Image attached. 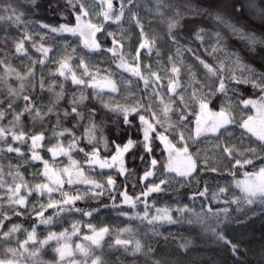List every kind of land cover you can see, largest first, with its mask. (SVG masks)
Here are the masks:
<instances>
[{
  "label": "snow or ice",
  "instance_id": "obj_1",
  "mask_svg": "<svg viewBox=\"0 0 264 264\" xmlns=\"http://www.w3.org/2000/svg\"><path fill=\"white\" fill-rule=\"evenodd\" d=\"M21 3H28L32 5V11H38V0H21ZM154 8L150 11L154 12V19L167 24V37L168 41L175 48V59L172 56L168 57V63L170 68L163 66L160 60H157V68L153 69L151 64L141 65V50L146 49L147 54L151 56L155 51L156 56L160 57L161 53L156 48L157 41L161 39L156 33H153L149 38L148 34L144 31V24L142 23L143 17H139V14L135 11V8L139 6V0H119V8L114 9L113 0H65L66 8L70 9L69 15L75 18V24L70 21L62 23L56 26L43 23L42 21H35L40 28L48 29L50 33H56L59 35L69 34L74 37H79L81 42L88 50L89 53H98L105 55L111 53L112 63H115L117 69H122L123 72L130 74V77L136 79H128L127 84H136L137 87L133 90L130 87L125 88L128 93L123 96L124 104L119 103L115 99L105 101L103 94L120 92L119 85L124 82L123 77L120 81L113 79L115 75L111 68L101 70L96 64H93V57L81 54L79 56V63L76 68L83 71L78 76L73 70L70 63L72 55L65 49V56L58 61V74L64 77L65 80L71 79L73 85L83 86V88H91L93 92L91 96L86 94L83 89L79 91V94L73 92L69 95L67 106L60 105V101L65 98V89L63 83L60 84V91H54V85L56 81L50 83L47 87V91L53 93L52 98L49 100L48 105L42 103L40 97L35 94L37 84L33 82L34 73L30 70L26 76H21L20 73H15L18 79L21 80L19 88L9 87L7 92L0 97V121H7L6 125L0 126V143L3 147H0V153H16L17 157L21 158L24 163H27L29 159L31 161H42L44 171L42 175L47 178V183H37L34 188L30 187L28 182L23 179V176L19 171L13 173L9 171L7 174L12 176V184L8 186V191L11 193L8 197V203L10 209L15 216L23 215L19 209H24L27 206V198L32 195L33 191H36L39 195L45 193L49 196V202L41 204L39 210H33L40 224L52 223L53 216H59L63 212L74 211L81 212L85 216H91L93 210H82L75 207V202L83 199L80 194L69 195L67 191H63L64 184H84L91 187L85 190V194H91L93 199L104 195L106 190L112 189L115 186V180L111 175L107 176L106 183H100L95 179H90L85 175L83 168H80L73 174L69 168H63L59 171H54L50 168L49 162L44 160L39 153V149L45 147L44 141L46 140V132L51 133L49 139L56 138L57 143L50 147H47V151L55 158L57 154L67 155L69 151L78 150L85 156V163L89 165H98L100 169L112 168L114 165H119L118 173L124 175L128 173V168L125 166V156L128 153H132L131 159L133 162L139 159L142 163L145 162V156L149 157L148 170L144 172L143 180H147L156 174L160 168L165 173H174L178 177L192 178L193 173L197 171L199 166L198 160L194 159V153L189 151V145L185 142L186 137L183 131L179 129L186 128L187 125L183 122L187 120V110L192 105H198L199 113L196 118V130L195 136H189L187 139L192 140L193 143L207 133H211L217 137L216 147L221 149V155H224L226 159L232 164V167H243L253 163L252 159L248 158V154H252L254 157H259L256 149L249 147L243 152L236 146H229L230 140H225V137L234 138L229 128L230 125H237L242 129L240 135L241 138L245 136L255 137L257 141L261 142L260 147L264 149V72H259L255 68L241 61L239 56L234 53H229L227 57L221 58L214 56L215 63L209 64L206 60L202 59L195 49L187 44L181 42L184 38L182 33H178V29L186 27L182 23L186 18L193 19L196 17L207 14L209 17L213 16V13L209 8L192 3V0H153ZM97 6L101 11H96ZM106 6V7H105ZM252 6H255L254 4ZM183 9V10H182ZM129 13V22H134L136 27L139 28L140 42L135 49V53L125 52V45L121 42L126 39V36L122 32L120 37L111 31H107L104 28V24L108 22L116 23L119 25L121 19L125 16V12ZM25 13L19 10L18 5H14L12 0L2 2L0 0V21H7L16 26L25 24V27H30L32 21L22 20V16ZM63 19L67 21V16L63 15ZM100 17L103 19L99 23H93L89 17ZM216 21L224 23V19L220 14H215ZM97 33H103L106 38H111V46L104 47L97 40ZM193 35L197 40L204 42L205 36L208 32L199 28ZM217 37V42L211 47V51L205 49L209 55H213L218 52H223L224 48L220 45V34L214 33ZM32 35L25 31L22 38H19L15 43V51L18 54H27V49L24 46L25 40H31ZM68 44V41H65ZM36 48L37 52L42 53L46 59L50 48L36 47L35 42L32 45ZM70 46V45H69ZM184 52H188L192 57L199 62V65L205 70V80L203 82L196 79L195 73L192 71L191 66L184 63L181 58ZM72 53H75V48L72 49ZM235 56V59L232 57ZM225 59L227 63H225ZM184 67L185 74L189 77L188 81L184 85V91H178L181 88L180 76L181 66ZM44 59H41L39 63L43 64ZM33 64L36 61L32 62ZM4 64L3 60H0V65ZM13 69L10 65L5 66V75H12ZM163 73V75H161ZM28 77H32V80L26 85L24 80ZM87 78V79H85ZM167 80L165 85L162 81ZM143 82V89L139 88V82ZM193 84H200L199 88H193L190 94H187V89L192 87ZM241 85H250L252 88L258 90L261 94L260 101L255 99L243 98ZM41 92L45 90V83L43 78L40 79L38 84ZM167 89L165 93L164 89ZM143 92V95L138 93ZM232 92L233 97H229L228 93ZM218 94H222L226 101H229L227 105L222 104L219 111L210 110V104L213 103ZM165 96L167 99H165ZM175 97V99H173ZM23 101V108L17 111L19 107V101ZM93 100L98 102L103 109L107 112L99 113V121H97L98 111L93 104ZM159 101V103H157ZM175 105V109L173 108ZM255 108L258 112L257 117L248 116L247 119L237 122L231 114V110L234 108ZM115 113L116 120L113 121L116 124L115 139L111 140V145L114 148V153L109 156L101 157V145L103 149L107 151L109 149L108 138L103 134V128L106 126L107 113ZM175 112L177 120L175 124L168 123L165 127V123L170 121L169 113ZM161 116L165 119L162 120ZM10 117V119H9ZM23 117H27L30 122V130H24ZM54 117V120H53ZM209 117L210 119H206ZM122 118V120H121ZM138 121V123H137ZM66 122H71L72 127H62ZM86 122V123H85ZM37 124L40 126V131L33 134L31 129H35ZM84 127L83 138L87 140L85 147H80V141L82 137H78L73 129L78 127ZM163 128V131L158 130ZM57 129H60L59 131ZM99 131V136H97ZM136 131L142 133V138L133 139L129 134L127 140L122 143H118L117 140L121 139V132L131 133ZM168 133V134H166ZM68 135L71 137L67 149L60 143V137ZM169 135L173 136V139L178 137V142H184L181 147H176L173 143V139H169ZM10 141V142H9ZM156 141H159L164 145V149L167 152L166 163H162L155 155V149L158 147ZM30 142V143H29ZM14 145H28V150L31 153L30 158L25 157L20 146ZM91 145V151H86V147ZM134 149L140 150L139 156H137ZM196 155H198V150ZM71 160V157H69ZM234 161V163H233ZM71 163L75 165L77 162L72 160ZM204 171H218L215 166H209V160L203 161ZM21 166V165H18ZM11 167V165H10ZM4 170L0 167V188L5 186L3 182ZM66 177V180L64 179ZM246 179L243 181H236V188L240 189L242 195L235 196L231 199L230 203L238 205H252L260 204L264 205V167H261L256 173H245ZM20 182L17 183L16 180ZM167 179H160L159 183H153L146 186V190H142L139 196H129L127 191L121 193L124 197L123 203L136 206V202L145 204L144 214L139 217L140 219H148L151 224L154 221L175 223L168 209H157V214L149 218L148 205L146 198L152 193H162L166 191ZM26 191V195L21 194V189ZM228 188L220 187L219 193L228 192ZM55 191H60L62 195L61 200H54L51 198V194ZM208 192L207 187L202 191L195 193L190 199L195 197L206 196ZM217 193L213 194V198L217 197ZM141 197L145 198L141 200ZM113 200L115 197H111ZM18 206V207H17ZM117 207V205H113ZM106 207V205H105ZM48 209H54L53 216L44 217V213ZM240 209L238 208L237 211ZM177 211L183 213L190 211L187 206L177 209ZM208 212H212V208L208 207ZM225 213V220H228L227 209H223ZM120 215H126L121 212ZM196 221L201 222L203 217L196 213ZM219 217V213H214ZM130 219L136 217H129ZM11 216H8L5 211L0 210V229L5 227V221H10ZM223 221L217 220V227L222 224ZM91 227V225H89ZM21 230V226L13 224L7 231H3L2 238L8 240L14 233ZM219 241L225 244H230L222 232L217 233L215 229H211ZM27 232V230H24ZM76 225H73V234H75ZM124 231H130L125 229ZM94 235L85 236L84 239L91 241L92 245L100 246V241L103 240L104 235L109 232L108 228H101L99 231L93 229ZM61 239H67L66 233L62 232L59 236L56 233H50L45 239L40 240L41 246L47 245L49 241L56 240L59 242ZM29 242L33 244L37 243L36 240V228L35 225L31 232H27V238L24 241H17V248H7L5 256L7 258L0 259V264H18V257L23 256L24 252H28ZM130 243L127 239H115V245L124 246L127 250V246ZM186 242L181 247H187ZM76 249L88 256V251L80 244H77ZM141 243L139 240L135 241V247L132 251V255L141 251ZM233 253L236 252V245H231ZM23 250L21 252L20 250ZM148 251L151 252L152 248L149 246ZM55 252L59 255V260L63 261L66 256H71L72 252L69 250V245L64 244L55 248ZM31 257L38 256V251H32L29 253ZM72 264H75L73 261ZM91 264H104V261L100 256H96L91 260ZM154 264H160L159 261H155Z\"/></svg>",
  "mask_w": 264,
  "mask_h": 264
},
{
  "label": "trees",
  "instance_id": "obj_2",
  "mask_svg": "<svg viewBox=\"0 0 264 264\" xmlns=\"http://www.w3.org/2000/svg\"><path fill=\"white\" fill-rule=\"evenodd\" d=\"M2 2H7V0H2ZM12 2L14 5H18L19 10L25 13V15L22 16V20L32 21L33 23L26 29L25 24L23 23L16 26L15 24L7 21H0V60L4 61V64L0 65V97L7 92L9 87L19 88L21 80L17 78L15 73H20L21 76H26L30 70L34 73L33 82L37 84L34 95H38L42 103L45 105H48L49 100L53 96V93L47 91L48 85L53 81H56L54 85L55 92L60 91L61 83L64 85L66 95L64 100L60 101V105L67 106L69 95L73 92L79 94L81 89H83L86 94L91 96L93 89L73 85L70 78L65 80L64 77L59 76L57 71L59 67L58 61L65 56V49H67V52L72 55L70 63L78 76L83 70L76 68V65L79 63V56L81 54H85L93 57L92 63L98 65L101 70L111 68L112 72L115 73L113 79L120 81L121 77H123L124 82L119 85L120 92H105L103 94V98L105 101L115 99L121 104L125 103L123 96L128 94L125 91V88L130 87L135 90L137 87L136 84L128 85L127 80H135L136 78L130 77V74L123 72L122 69H117L115 63H112L111 53H107L103 56L98 53H89L86 48L79 46L78 44L80 43L74 38H68V36H66V39H63L55 33H47V29L40 28L39 25L35 23V21H42L43 23L56 26L70 21L72 24H75V18L69 15L70 9L66 8L65 0H38V11L35 12L32 11L31 4L21 3V0H12ZM192 3L209 8L213 13V16L209 17L205 14L193 19L186 18L183 20L182 23L186 25V27L177 30L178 33L183 34L184 38L181 40L182 43L195 49L200 57L206 60L209 64L215 63L214 56L225 58L229 53H234L236 56L240 57L243 63L250 65L259 72H264V0H192ZM253 4L255 6H252ZM113 5L114 9H118L119 0H113ZM152 8H154L153 0H139V6L135 8V11L139 14V17H143L142 23L144 24V31L148 34V37L151 38L153 33H156L161 37L156 44V48L160 51L161 56L157 57L155 51H153L151 56H149L146 49L141 50V65L151 64L153 69L156 70V62L157 60H160L163 66L170 68L171 65L168 63V57L172 56L173 59H175V48L168 41L167 24L153 18L155 14L150 11ZM61 12H63L64 16H67V21L62 18ZM217 13L223 17L224 23H220L215 20L214 16ZM128 17L129 13L126 11L125 16L119 22V25L108 22L104 24V28L107 31L115 33L117 38H119L120 34L123 32L126 36V39L121 41L125 45L124 51L132 52L134 54L135 49L138 47L140 42V30L136 27L134 22H129ZM100 18L103 19L102 16ZM89 19H91L93 23H99L102 21V19L99 20L97 18ZM199 28H203L208 32V35L204 38L203 44H201V41L197 40L193 35V33ZM25 31L32 35V39L25 40L24 42L27 54H18L15 51V43L19 38L23 37ZM41 31H43L42 38L39 35ZM214 33L220 34V45L224 48V51L209 55L205 49L211 51V47L216 44L217 37L213 35ZM97 40L104 47L111 46V38H106L103 33H97ZM65 41H68L69 43L66 44ZM33 42H35L36 47H40L42 45L43 47L51 49L46 59L43 57L42 53L37 52L36 48L32 46ZM73 48H75V53H72ZM62 53L64 55H62ZM181 58L184 60L185 64L191 66L196 79L203 82L205 80V70L199 65V62L196 61L188 52H184ZM232 58L235 59V56ZM41 59L45 60L43 64L39 63ZM33 61H36V63L33 64ZM225 63H227L226 59ZM6 65H10L14 70L12 75H5ZM177 65L181 66L179 61H177ZM161 75H163V73H161ZM41 78H43L45 83V90L43 92H41L38 86ZM188 79L189 77L185 74L184 67L181 66V88H179L178 91H184V85ZM30 80H32V77L25 79L24 83L27 85ZM162 82L165 85L167 84L166 79ZM199 87L200 84H193L192 87L187 89L186 95L190 94L193 88ZM139 88L143 89L142 81L139 82ZM240 88L242 90L243 98H251L260 101L261 94L258 90L252 88L250 85H241ZM138 94L143 95V92ZM233 95L234 94L232 92L228 93L229 97H233ZM165 99H167L166 96ZM173 99H175V97H173ZM18 103L19 107L17 108V111L23 108V101L21 100ZM157 103H159V101H157ZM227 103H229V101H226L222 94H218L209 107L212 111H219L221 105H227ZM93 104L98 111L97 121H99V113L107 112V110L103 109L102 106L95 100H93ZM175 107L176 106L173 105L174 109ZM198 109V105H192L187 110V120L183 122L187 125V127L179 129L180 131H183L186 137L185 142L189 145V151L194 153L193 158L199 162L197 171L193 173L192 178H182L176 176L178 178L177 180V178L171 177L169 173L163 172V169H161L160 165H158L157 168L159 171L156 172L157 176L154 178V181L159 183L161 176H163L164 179H167L171 184L170 187L166 186V191L162 193H152L146 198L148 215L149 218H151L157 214V209H168L170 212L172 211V207L180 205L184 206L186 204L189 205V208L193 209V211L199 213L203 217V220L198 223L200 226L204 227V230H211L215 228V231L218 233L219 229L217 228V220L219 219L223 221L221 216L224 213L223 209L226 208L228 214L235 213L241 205L230 203V201L233 198V195L240 196L242 194L240 189L235 190V192L234 190H231L228 194L217 193L216 187H221L222 180L226 177L234 179L235 182L238 180L243 181L246 179V172L250 174L258 172L261 167H264V149L259 146L261 142L257 141L255 137L249 138V136H245L241 138L240 133L242 129L235 124L230 125L229 128L234 138L225 137V140H230L229 146H236L241 152L249 147H253L259 154L258 158L254 157L252 154H248V158L254 161L252 164L233 168L229 160L226 159L224 155H221V149L216 147V136L209 134L202 136L196 141V143L187 139L190 135L193 137L195 136L196 115ZM231 114L237 122L247 119L248 116H253L251 107L245 109L242 106L240 108L232 109ZM169 117L170 121L165 123V127L168 126V123H176L177 116L175 112L169 113ZM161 119L164 120L165 118L161 116ZM22 120L24 122V130L29 131L30 122L28 121V118L23 117ZM115 120L116 114L108 112L106 117V126L103 128V134L108 138L109 149L105 151L103 149V145H101L102 158L114 153L111 140L116 138V124L113 122ZM6 124L7 121H0V126ZM62 127L70 128L72 127V123L66 122L62 125ZM31 130L34 134L41 129L37 124L35 129ZM57 130L59 131L60 129ZM158 130L163 131V128L158 127ZM73 131L78 137H82L79 146L85 147V145H87V140L83 138L84 127L81 126L75 128ZM96 134L99 136V131H97ZM129 134H131L133 139L142 138V133H138L136 131H132L131 133L121 132V139L117 140V142H125ZM47 137H51L50 132H46V140L43 142L45 147L39 149L38 151L43 159L49 162L50 168L55 166L60 158L71 157V159L79 163L78 170L83 168L85 175L92 177L98 182L106 183L108 175H111L115 180L114 188L106 190L104 195L95 199L87 197L75 202V207L82 210L98 209V211H93L91 216L97 215L98 213L99 216H106L108 219L107 221L109 222L102 224L99 223L97 225V231L106 227L109 229V232L104 235L103 240L100 241L99 247L95 245L97 250L100 248L101 254H98L95 250H93L92 244L90 245L84 242L85 236L81 237L79 233L80 229L88 223L87 221H89V216H85L81 212L67 211L61 213L59 216H53V212L55 210L48 209L44 213V217L47 218L48 216H53L52 223L47 225L40 224L38 222L39 218L36 217L35 211L33 210V205L35 206V210L39 209H37V205L29 202L30 198H27L26 208L19 209L23 212V215H13L12 211L9 210L10 206L8 203V197L11 195L8 191V186L12 184V176L7 173L9 171L13 173L19 171V173L23 176V179L29 181L32 174H34L35 177H40L41 173L44 171V166L42 161H31L30 159L27 163H24L21 158L17 157L16 153H0V167H3L4 170L3 182L5 184L3 188H0V210L5 211L8 216H11V220L5 221V227L0 229V234L11 228L13 224H17L21 226V230L23 231V233H21L22 241H24L27 238V232H31L34 225L36 228L37 243L33 244L32 242H29L28 252H24L23 256L18 257V264H72L73 261L75 264H91V260L96 256H100L104 261V264H154L155 261H159L160 264H167L160 258L164 257V254H158L157 252L154 255H150L143 247L141 248V251L137 252L135 255H132V252L126 253V258L119 255L116 256L114 251L118 249H115V247H124L115 245V239L118 236H120V239H127L130 241L127 248L135 246V239L127 238L124 232L118 233V231L125 229L134 231L133 222L141 224L140 226H137L138 228L144 227L142 226L144 224L139 218V214H144L145 204L136 202L135 207H132L131 205L128 206L123 203L124 197L121 193L126 190L129 196L135 197L139 196L142 190H146V186L148 183L150 184V182L147 181L148 179L143 182L141 178L143 177L144 172L148 170L147 162L150 158L145 156L144 163H142L139 159H136L133 162L131 159L132 153L130 152L126 154L125 166L128 168V173L120 175L118 171L114 170H96L94 167H91V165L85 163L84 154L78 150L69 151L67 155L57 154V156L53 158L52 154L46 149L47 147L55 145L57 143V139H49ZM169 139H173V136L169 135ZM70 140L71 137L68 135L60 137V143H62L66 149ZM173 143L176 144V147H181L184 142H178L177 137L176 139H173ZM156 145H158L155 149L157 159L161 160L162 163H166L167 153L164 149V145L159 141H156ZM14 146H20L24 156L30 158L31 153L28 150V145ZM0 147H3L2 143H0ZM85 150L90 152L91 145H88ZM197 150L198 155H196ZM133 151L136 152L137 156H139L140 150L134 149ZM205 159L209 160L210 167L215 166L218 168V171H204L203 161ZM17 181L18 179L16 182ZM172 183H176V185H173ZM90 187L91 186L84 184H74L70 186L65 183L63 191H67L69 195H82L84 190ZM205 187L208 189L206 196L201 197L197 195L195 199H190V197H192L195 193L202 191ZM214 193L218 194L215 199L213 198ZM46 197L47 198L42 200L40 205H46L49 202V196ZM111 197H115V199L113 200ZM51 198L54 200H61V192H53L51 194ZM144 199L145 198L141 197V200ZM113 205H117V207H114ZM242 206L257 209L262 214L247 222L245 226H243V229H234L232 232L225 231L224 236L231 242L230 244H225L215 238L208 241L210 238L206 235L207 233L203 236V240L206 241L202 242V238L198 236L196 232H190L192 230L189 231L186 227L190 224L184 220L185 217L182 216L179 211H176L175 216L173 215L174 217H172L175 223L154 221L151 225L154 226L162 224L163 231H166L167 229L165 226L175 224L176 231L174 234L177 235H174V239L169 238L168 241L169 244H177L181 251H184L187 247L202 245L198 251L190 252V256L186 257V260L184 261H181L180 258L175 256L177 255V252H175V264H264V205L252 204ZM208 207L212 208V212L207 211ZM121 212L126 213V215H120ZM214 213H219V217L214 215ZM109 215H112V218H110ZM113 215H117L116 218H114ZM129 217L136 218L130 219ZM124 219H127L128 222ZM146 220L148 221V219ZM73 225H76L75 234H73ZM147 226H149V224H147ZM25 229L27 232L24 231ZM144 229L148 230L149 228L145 227ZM153 230L154 229H152V231ZM181 230H184L185 232H180ZM62 232L66 233L67 239H61L59 242L52 240L49 241L47 245L43 246L39 244V241L45 239L50 233H56L59 236ZM92 235H94V233ZM5 242L6 240H4L2 235H0V248L3 247ZM89 242L91 243V241ZM186 242H190L188 243V246L181 247V245H184ZM64 244L69 245V250L72 252V255L66 256L63 261H60L58 253L55 252V248ZM77 244L82 245L88 251V256H85L76 249L75 246ZM233 244L237 246L235 253H233L231 248V245ZM203 245L205 247H203ZM17 247L18 245L12 248ZM166 250L167 248L162 251ZM20 251L23 252L22 249ZM32 251H38V256L31 257L29 253ZM5 253L6 248L3 250L0 249V259L7 258ZM117 258H119V260Z\"/></svg>",
  "mask_w": 264,
  "mask_h": 264
},
{
  "label": "rangeland",
  "instance_id": "obj_3",
  "mask_svg": "<svg viewBox=\"0 0 264 264\" xmlns=\"http://www.w3.org/2000/svg\"><path fill=\"white\" fill-rule=\"evenodd\" d=\"M96 11H101V9L99 8V6H97L96 8ZM101 17V16H100ZM100 17H92L90 16L89 18H97L99 20H101L102 18ZM47 33H49V30L47 29L46 30ZM42 33L43 31L40 32V37L42 38ZM56 34V33H55ZM56 35H59V34H56ZM61 38L63 39H66V36H68V38H74L77 42H79L80 44H78L79 46H81L82 48H84L82 42H81V39L79 37H74V36H71L69 34H63V35H59ZM70 41V40H69ZM77 45V46H78ZM62 55H64L62 53ZM167 89L165 88L164 91L165 93L167 92L166 91ZM106 93H108L106 91ZM259 102V101H258ZM252 109V112H253V117H257L258 116V112L255 108H251ZM199 113V109L197 111V114ZM197 116V115H196ZM206 119H210L209 117H205ZM195 130H196V125H195ZM212 135L211 133H207L205 135ZM205 135H202V136H205ZM201 136V137H202ZM167 153V152H166ZM73 159H69V158H60L58 161H57V164L53 167H51V169H53L54 171H59L63 168H69V170L75 174V172L78 170L79 168V163L77 162L75 165H73L71 163ZM254 162V161H253ZM91 167H94L96 170H114V171H118V167L119 165H114L112 168H105V169H100L98 167V165H91ZM169 175L173 178H177L176 175L174 173H169ZM88 176V175H86ZM157 176V173L155 175H153L152 177H149L148 178V182H150V184H153V183H157L154 181V178ZM161 176V175H160ZM90 179H93L92 177L88 176ZM64 179H66V177H64ZM161 179H164L163 176H161ZM178 180V178H177ZM26 181V180H25ZM145 180H143L144 182ZM168 181V180H167ZM20 180L18 179L17 183H19ZM29 186L30 187H33L35 186V184L37 183H47L48 180L46 177L42 176V173H41V176H37L35 177L34 174H32L31 176V179L29 181H27ZM148 183V185H150ZM158 184V183H157ZM170 184L169 181L167 183L166 186H169L170 187ZM173 185H176V183H172ZM147 185V186H148ZM90 186V185H88ZM221 187H225V188H228V192L226 193H223V194H228L230 193L231 190H237L238 188H236L235 186V180L230 178V177H226L225 179L222 180V186ZM220 188V187H219ZM218 187H216V191L217 193L218 192ZM88 189V188H87ZM86 190V189H85ZM85 190H84V193L81 195L85 198L87 197H91V194H85ZM233 192V193H234ZM232 193V195H233ZM21 194H24L26 195V191L22 188L21 189ZM231 195V196H232ZM46 196H48L47 193H45L44 195H39L36 191H33L32 192V195L31 196H28L29 199V202H32L34 203L35 205H37V209L40 208V203H42V200H44L45 198H47ZM128 205V204H127ZM129 206V205H128ZM187 206L188 209H190V211H185L183 213H181L182 216H184V220L187 221L188 224H190L189 226H186L190 232H196L198 234V236H200L202 238V242H205L206 240H203V236H205V233H207L206 235L208 236V238H210L208 241H210L211 239H217L216 236L214 235L213 231L212 230H204V227L200 226L198 222H190V221H196V212L193 211V209L189 208V205H180V206H174L172 207V211L171 212V216L174 217L175 216V213L177 211V209L179 208H183ZM240 210L239 211H235V213H227V216H228V220H225L224 217H225V213H223L221 216H222V219H223V223L220 224L219 227H217L219 229L218 233H220V231H222L223 235H225V231H231L234 230V229H243L245 226V224L247 222H249L251 219H254L256 217H258L260 214H262L260 211H258L257 209H254V208H250V207H245V206H240L238 207ZM141 216H143V214H139ZM174 215V216H173ZM117 215H113L114 218H116ZM220 216V217H221ZM110 218H112V215H109ZM221 219V218H220ZM88 220L87 221L88 223L85 224L84 227H82L80 229V235L81 237L83 236H91L94 232H93V229H95L96 231L98 230V227L97 225L100 223H108L109 221H107V217L104 216V215H101L99 216V213L97 215H93V216H89L88 217ZM125 221L127 219H124ZM141 221L143 222L144 226L143 228H138L137 226H140L141 224L137 223V222H133L134 224V231H130V232H125L124 230H120L118 231V233H125L126 237L127 238H132V239H135L136 241L139 240L140 243H141V246L143 248H145L146 251H148V248L149 246L152 248V251L148 253L150 255H154L155 253L158 252V254H164V257H160L161 260L165 261V263L167 264H175V260H174V257L177 256L178 258H180L181 261H184L186 260V257L190 256L189 253L190 252H193V251H198V249L200 247H202V245H199V246H195V247H187L184 251H181L180 248H178L179 246L177 244H169V238H172L174 239V235H177V234H174V232L176 231V228H175V224H169L167 226H165V228L167 229L166 231H163V227H162V224L160 225H154L152 226L146 219H141ZM128 222V220L126 221ZM147 224H149V226H147ZM89 225H91V227H89ZM184 226V225H182ZM147 227L149 228L148 230H145L144 228ZM152 229H154L152 231ZM215 229V228H214ZM180 232H185L184 230H181ZM21 233H23L22 230L14 233L8 240H6V242L3 244V247H1L0 249L3 250L6 248H9V247H14V246H17V241H22V235ZM178 234H181V233H178ZM120 238V236H118ZM86 244H90L91 243L89 241H84ZM133 245V244H132ZM131 245V246H132ZM135 247V246H134ZM134 247H130V248H127V250H125L124 247L122 248H119V247H115V249L117 250H114L115 251V254L116 256H121L123 258H126V253H131L134 249ZM203 247H205L203 245ZM166 251H162L164 249H166ZM93 250H95L98 254H101V251H100V248L99 250H97L95 248V245H93ZM177 252V255L174 256V253ZM119 260V258H117Z\"/></svg>",
  "mask_w": 264,
  "mask_h": 264
}]
</instances>
